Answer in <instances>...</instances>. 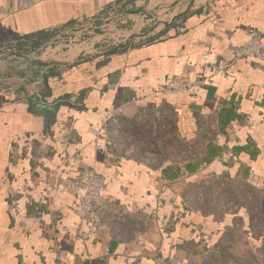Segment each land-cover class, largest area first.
Masks as SVG:
<instances>
[{
    "label": "crops",
    "instance_id": "crops-1",
    "mask_svg": "<svg viewBox=\"0 0 264 264\" xmlns=\"http://www.w3.org/2000/svg\"><path fill=\"white\" fill-rule=\"evenodd\" d=\"M126 2L149 8L155 1L0 0V48H35L0 61L9 84L0 86V264H212L208 255L240 248L235 227L248 235L257 219L246 203L233 213L221 210L223 190L243 192L235 186L252 192L240 198L255 200L263 228L243 249L252 247L256 256L264 249V60L239 59L193 95L159 92L176 75L199 78L205 64L231 60L251 30L264 36V0L154 6L156 25L116 31L121 48L99 51L100 35L77 37L66 51L32 45ZM143 110L173 113L176 134L192 142L197 160L210 147L217 155L189 172V160L155 168L132 149L111 146L105 136L111 122L135 123ZM168 166L177 177L165 176ZM90 168L105 176L104 194L117 206L138 208L121 224V239L113 229L95 233L76 212L78 197L60 187ZM203 183L219 192L214 202L202 204L189 193Z\"/></svg>",
    "mask_w": 264,
    "mask_h": 264
},
{
    "label": "rangeland",
    "instance_id": "rangeland-1",
    "mask_svg": "<svg viewBox=\"0 0 264 264\" xmlns=\"http://www.w3.org/2000/svg\"><path fill=\"white\" fill-rule=\"evenodd\" d=\"M155 2L151 3L150 7H145L146 4L138 5L135 2H126L119 3L116 5L109 6L104 13H100L97 16H92L81 23L76 25L69 26L64 28L59 33L54 35L51 39L45 40L42 42L36 49L46 50L47 48H63L65 51L68 50L66 47L71 41L76 39L77 37L81 40H88L93 37H97L100 35V40L98 43V49L101 50H109L121 45L124 41L122 38L117 36L116 31L121 30H129L132 33H137L140 28H151V26L156 25L160 18L152 7L160 5L165 6L166 4H176L179 7L185 6L186 0H153ZM159 8V7H157ZM138 11V18L134 19V15L132 13ZM144 38L143 40H145ZM32 47V46H31ZM35 49V48H33ZM26 49L21 50L17 47V45L13 46H2L0 48V61L8 57L9 55L19 56V55H27L31 54L32 50ZM69 63L62 67L58 68V71H65L68 67L76 64ZM42 79V78H41ZM7 80L0 76V86H8L6 84ZM175 119V115L173 113L167 112L166 110L160 111L159 113L152 114L151 112H147V114L135 123H124L125 127L122 128L124 131V141H117L114 139L110 140L111 130L110 126L107 128L105 132V136L110 141L111 146L123 149L124 150H133V154L140 155L142 158L147 159V156H153L154 158H161L163 165L168 162H178L184 163L192 158V154L194 151L192 149V142L187 139H183L176 134V129L172 125L171 121ZM167 122L171 124L169 127ZM126 131V132H125ZM120 147V148H119ZM130 152V151H129ZM199 155V154H198ZM166 156V157H165ZM158 165V166H160ZM223 189L226 186H222ZM233 188L240 189L239 191L243 192H233L226 193V190H223V194L226 196V201L219 202L221 205V210H231L232 213L237 211L240 207V203H246L249 210L252 213L249 233L246 235L243 231L240 232V228L238 225L235 227L234 232L232 233L233 239H236V243H239L240 248H236L233 252L226 253L217 250L212 256L208 255L207 260H210L212 264H264V249L262 253L256 256V251L251 249L252 247H247L243 249V242H248V239H255V236L262 235L263 228L261 227V222L258 216L255 214V200H244L241 201V196L247 194L246 197L250 199L252 197V192H245V186L239 187L235 186ZM237 189V190H238ZM195 193V197L197 201L206 204L209 202H214L212 194L214 193L215 186L210 183H203L193 187H190L188 191L189 193ZM217 198L219 197V192L215 190ZM191 195V194H190ZM189 195V196H190ZM227 198L229 199L227 201ZM216 201V200H215ZM218 202V201H217ZM231 255L232 258H228L227 256Z\"/></svg>",
    "mask_w": 264,
    "mask_h": 264
},
{
    "label": "built area",
    "instance_id": "built-area-1",
    "mask_svg": "<svg viewBox=\"0 0 264 264\" xmlns=\"http://www.w3.org/2000/svg\"><path fill=\"white\" fill-rule=\"evenodd\" d=\"M256 58L264 60V36L253 29L248 32L247 39L240 45L235 46L231 60H222L219 63H207L204 68L206 74L199 78H193L190 73H183L174 76L166 85L162 86L159 92L165 94H185L193 95L199 88L207 84V80L214 76L226 75L230 67L239 59ZM11 95H16L15 90L10 91ZM36 96L41 98L40 90H36ZM144 100H147L145 97ZM144 116L146 115V110ZM125 127L123 122L116 119L111 122L110 140L124 141ZM112 138V139H111ZM42 151L39 148L33 159L40 160ZM15 154L17 151L15 150ZM147 162L151 165H160L161 158L147 156ZM106 178L94 168L80 169L73 177L64 178L60 181V187L65 192L78 197L76 212L81 219L87 220L95 233L105 232L113 229L114 237L123 238L121 224L127 223L133 212H138V208L128 210L124 207L117 206L115 202L104 194ZM160 264L164 260L160 259Z\"/></svg>",
    "mask_w": 264,
    "mask_h": 264
},
{
    "label": "trees",
    "instance_id": "trees-1",
    "mask_svg": "<svg viewBox=\"0 0 264 264\" xmlns=\"http://www.w3.org/2000/svg\"><path fill=\"white\" fill-rule=\"evenodd\" d=\"M42 42H44V41H43V40H37V41H35V42H32V45H33L34 47H38ZM43 97H44V96H43ZM167 125H168L169 127L171 126V124L168 123V122H167ZM216 150H217L216 148H211V147H210L209 150H208V152H207V154L205 155V158H202V159H200V160H197V158L195 157V155L192 154L193 156H192V158L188 161L189 163L187 164V170H188L189 172L195 171L199 165H202V164H204V163L209 162L213 157H215V156L217 155V151H216ZM218 155L220 156V154H218ZM165 157H166V156H165ZM153 167L157 168L158 165H154ZM162 172H163V173L165 174V176L168 177V178H175V177H177L178 174H179V171H178L177 168H176V170H175L174 167H170V166L164 168V169L162 170Z\"/></svg>",
    "mask_w": 264,
    "mask_h": 264
},
{
    "label": "water",
    "instance_id": "water-1",
    "mask_svg": "<svg viewBox=\"0 0 264 264\" xmlns=\"http://www.w3.org/2000/svg\"><path fill=\"white\" fill-rule=\"evenodd\" d=\"M124 45V44H123ZM122 47V45L121 46H119V48H121Z\"/></svg>",
    "mask_w": 264,
    "mask_h": 264
},
{
    "label": "bare ground",
    "instance_id": "bare-ground-1",
    "mask_svg": "<svg viewBox=\"0 0 264 264\" xmlns=\"http://www.w3.org/2000/svg\"><path fill=\"white\" fill-rule=\"evenodd\" d=\"M30 64H32V63H30ZM34 65H38V64H34Z\"/></svg>",
    "mask_w": 264,
    "mask_h": 264
}]
</instances>
